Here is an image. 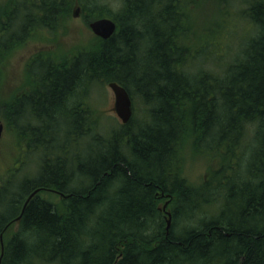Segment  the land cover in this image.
Listing matches in <instances>:
<instances>
[{
  "label": "trees",
  "instance_id": "16d2710c",
  "mask_svg": "<svg viewBox=\"0 0 264 264\" xmlns=\"http://www.w3.org/2000/svg\"><path fill=\"white\" fill-rule=\"evenodd\" d=\"M118 1L113 13L104 0H9L1 7V59L35 31L64 27L76 3L86 24L105 16L119 27L68 55H37L29 89L0 104L17 143L26 144L27 163L36 148L60 152L52 163L40 153L33 175L12 170L0 183V240L40 192L5 237L1 264H264V0ZM211 1L225 20L197 29L193 12ZM229 5L246 21L230 43ZM211 39L233 61L193 71L209 61ZM95 82H117L132 98L135 92L145 119L134 114L101 131L83 94ZM183 142L218 160L201 188L183 177ZM163 193L178 197L168 235ZM202 210L208 214L200 218Z\"/></svg>",
  "mask_w": 264,
  "mask_h": 264
},
{
  "label": "rangeland",
  "instance_id": "374dc122",
  "mask_svg": "<svg viewBox=\"0 0 264 264\" xmlns=\"http://www.w3.org/2000/svg\"><path fill=\"white\" fill-rule=\"evenodd\" d=\"M22 1L23 0H19V2ZM8 2L9 0H0V12L2 11L1 7L5 8ZM104 3H107L111 11L113 10L112 13L117 12L120 9L118 0H104ZM206 6L208 7H204V9H197L193 12V19L195 21L194 25L197 29L203 28L205 26L204 23L206 20L213 19V21L216 23H218V19H220V22L222 21V23L223 20H225L224 17L220 16L218 12L220 9L215 1L209 2ZM78 8H80L79 14L78 16H75ZM227 9L228 12L229 10L231 11V15L226 17L227 28L224 31L225 40H227V42L229 41V43L236 42L240 40L242 36L246 21L242 17L236 16V11H239V6L229 5ZM215 24H213V26H215ZM256 33V27L252 29L250 28L249 32H247L243 38V43H247L253 36L256 35ZM94 37L96 36L90 29L89 25L86 24L81 6L78 3H76L71 16L68 18L64 27H61L57 30L41 29L40 31H35L33 37L30 40L25 41V43L19 48L11 50L7 58H0V68L2 70V74L0 75V104L3 103V101H10L14 97L21 95L29 89L27 86L25 88V85L28 84L29 79V63L37 55L42 53L53 55L55 57L68 55L75 47H80L82 45L87 46ZM208 50L209 51L207 54L209 57H207L209 58V61H207L205 65L201 63L199 65H194V69L192 68L193 71L199 70L200 68L203 70L207 69L218 71L221 65H226L233 61L231 56L225 52L223 47L220 46L215 39H211V45ZM89 87L90 91L88 97H86V101L89 106H91V108L96 111V114L100 116V130L104 132L105 129L122 125V121L115 110V95L110 86L108 84L95 82ZM133 94L134 114L137 117L141 116L142 119H145L143 116L147 114L145 110L146 105L135 92ZM139 121L141 120L139 119ZM0 123H4L5 125L3 136L0 140V183L3 184V182L8 180L9 176L13 174L12 170H17L22 175L27 172L30 173L32 170V172H34V161L37 162L38 156H30L29 154L26 155V158L30 162H33V164L29 162L27 163L26 159L22 158L23 151L21 148H18L19 145L17 143L16 137L14 136L12 128L7 126L4 122L2 112H0ZM193 139L196 141L195 137H193ZM184 145L186 146V150L183 154V176L189 184L201 188L204 185V182L210 177L209 170L213 169L212 173L217 172L218 168L220 167L218 160L215 158L214 153L210 151L196 154L197 150L193 151L194 148L191 142H185ZM244 160L243 166L245 167L247 158ZM10 191L12 190L10 189L9 192ZM44 196L45 198H49L50 194L47 193L44 194ZM166 205V210H164ZM172 205V198L169 196L159 201V206L167 219V212H172ZM207 214L208 213H206L205 210H202L201 213H198L200 218ZM18 229L19 221L15 222L12 229L6 230V234L2 237L4 247L5 237L7 235L10 236L11 233L17 231ZM2 241L0 240L1 248ZM3 253L4 250L1 252L0 264L2 262Z\"/></svg>",
  "mask_w": 264,
  "mask_h": 264
},
{
  "label": "water",
  "instance_id": "95a60500",
  "mask_svg": "<svg viewBox=\"0 0 264 264\" xmlns=\"http://www.w3.org/2000/svg\"><path fill=\"white\" fill-rule=\"evenodd\" d=\"M79 11H80V8L77 9L75 16H78ZM90 28L96 36L104 40H108L116 32L117 22L110 17H102V18L93 20L90 23ZM109 86L113 90L114 95H115V110L118 116L120 117V119L122 120L123 124H128L133 116V106H132L131 97L128 91L120 84L116 82H111L109 83ZM4 128H5L4 123H0V140L3 136ZM37 192L38 190H36L34 193L30 195V197L28 198V200L26 201L24 205L23 212L27 204L29 203V201L35 196ZM166 207L167 205L165 206L164 210H166ZM167 217H168L167 230H169L172 225L171 212H167ZM20 219H21V216L18 217L17 220H20ZM2 237L3 235L1 236V241H2ZM3 250H4V243L2 241V251Z\"/></svg>",
  "mask_w": 264,
  "mask_h": 264
},
{
  "label": "flooded vegetation",
  "instance_id": "af4514ba",
  "mask_svg": "<svg viewBox=\"0 0 264 264\" xmlns=\"http://www.w3.org/2000/svg\"><path fill=\"white\" fill-rule=\"evenodd\" d=\"M10 37L12 38V35H10ZM25 42V41H24ZM87 87V86H86ZM89 91H90V87H87V89H86V91L83 93L84 95H85V98L86 97H88V94H89ZM83 95V96H84ZM18 138V137H17ZM23 137H20V138H18V139H20V141H21V139H22ZM24 138H25V140H29L30 138H31V136L30 135H27V136H24ZM24 141V140H23ZM19 145V144H18ZM25 148L26 147V144H25V142H24V144L22 145V146H20L19 145V147L18 148ZM36 149H38L37 151L39 152H37L36 153V151H33V152H31V151H29L28 152V154L30 155V156H33V155H36V156H39L40 155V153H43L44 151H42V150H40L41 148H36ZM181 151V157L182 158H184V156H183V154L185 153V150H186V146L184 145V142L182 143V145H180L179 147H178V151ZM60 154V152H52V153H46V152H44L43 154H42V156L44 157V160H46V159H48V157L47 156H44V154H49L50 155V158L48 159L49 160V162H53V155L54 154ZM28 162L29 163H32L33 164V162H30L29 160H28ZM34 164H35V167H37V165H39V163L38 162H35L34 161ZM180 166H182L183 167V161L181 162V164H180ZM34 167V168H35ZM29 175H33L32 173H28ZM184 177V176H183ZM38 193H40V192H37V194ZM48 194H49V192H47ZM163 198H165V194L163 193L162 195H161ZM160 197V196H159ZM170 198H172V201H177L178 200V197H177V193H175L174 194V196L173 197H170ZM172 216H173V211H172ZM168 235V234H167Z\"/></svg>",
  "mask_w": 264,
  "mask_h": 264
},
{
  "label": "bare ground",
  "instance_id": "6f19581e",
  "mask_svg": "<svg viewBox=\"0 0 264 264\" xmlns=\"http://www.w3.org/2000/svg\"><path fill=\"white\" fill-rule=\"evenodd\" d=\"M105 17V16H104ZM118 23H117V30H118ZM117 30H116V32L115 33H117ZM114 33V34H115ZM214 60V59H213ZM111 83V82H110ZM117 83V82H116ZM119 84V83H118ZM109 85V84H108ZM121 85V84H120ZM121 86H123V85H121ZM124 87V86H123ZM125 88V87H124ZM126 89V88H125ZM127 90V89H126ZM128 91V90H127ZM129 93V92H128ZM129 95H130V93H129ZM130 97H131V95H130ZM131 100H132V106H133V114H134V102H133V98L131 97ZM132 118H133V116H132ZM131 118V119H132ZM131 121V120H130ZM37 194V193H36ZM35 194V195H36ZM171 212V211H170ZM22 214H23V210H22ZM22 214L20 215L21 216V218H22ZM171 214H172V212H171ZM172 218H173V216H172ZM172 226V225H171ZM170 229H171V227H170ZM170 229L169 230H167V223H166V233L167 234H169V232H170ZM3 234H1V236H2ZM3 255H4V253H3Z\"/></svg>",
  "mask_w": 264,
  "mask_h": 264
}]
</instances>
